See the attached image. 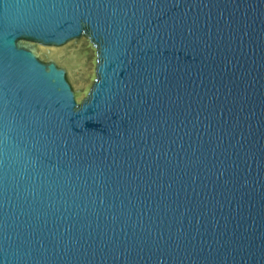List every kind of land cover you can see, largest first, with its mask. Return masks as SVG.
Here are the masks:
<instances>
[{
	"label": "water",
	"instance_id": "1",
	"mask_svg": "<svg viewBox=\"0 0 264 264\" xmlns=\"http://www.w3.org/2000/svg\"><path fill=\"white\" fill-rule=\"evenodd\" d=\"M0 264H264V0H0Z\"/></svg>",
	"mask_w": 264,
	"mask_h": 264
}]
</instances>
